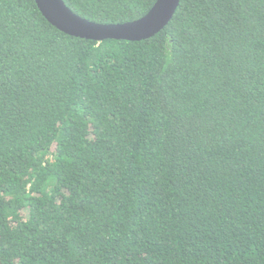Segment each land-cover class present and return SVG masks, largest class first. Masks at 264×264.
Wrapping results in <instances>:
<instances>
[{
	"label": "trees",
	"instance_id": "obj_1",
	"mask_svg": "<svg viewBox=\"0 0 264 264\" xmlns=\"http://www.w3.org/2000/svg\"><path fill=\"white\" fill-rule=\"evenodd\" d=\"M0 264H264V0H0Z\"/></svg>",
	"mask_w": 264,
	"mask_h": 264
},
{
	"label": "water",
	"instance_id": "obj_2",
	"mask_svg": "<svg viewBox=\"0 0 264 264\" xmlns=\"http://www.w3.org/2000/svg\"><path fill=\"white\" fill-rule=\"evenodd\" d=\"M44 17L59 30L101 41L107 38L140 40L160 31L173 16L180 0H156L142 17L123 23H99L73 12L64 0H35Z\"/></svg>",
	"mask_w": 264,
	"mask_h": 264
}]
</instances>
